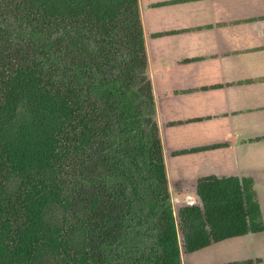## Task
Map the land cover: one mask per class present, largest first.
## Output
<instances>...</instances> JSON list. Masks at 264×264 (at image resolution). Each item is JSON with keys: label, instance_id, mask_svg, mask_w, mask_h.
Listing matches in <instances>:
<instances>
[{"label": "trees", "instance_id": "1", "mask_svg": "<svg viewBox=\"0 0 264 264\" xmlns=\"http://www.w3.org/2000/svg\"><path fill=\"white\" fill-rule=\"evenodd\" d=\"M173 204L139 0H0V264H183L264 229L253 181Z\"/></svg>", "mask_w": 264, "mask_h": 264}, {"label": "crops", "instance_id": "2", "mask_svg": "<svg viewBox=\"0 0 264 264\" xmlns=\"http://www.w3.org/2000/svg\"><path fill=\"white\" fill-rule=\"evenodd\" d=\"M176 211L207 176L253 181L264 225V0H139ZM178 208H177V207ZM183 264H264V229Z\"/></svg>", "mask_w": 264, "mask_h": 264}, {"label": "rangeland", "instance_id": "3", "mask_svg": "<svg viewBox=\"0 0 264 264\" xmlns=\"http://www.w3.org/2000/svg\"><path fill=\"white\" fill-rule=\"evenodd\" d=\"M177 207V206H176ZM178 208V207H177ZM174 209H175V207H174ZM175 211H176V209H175ZM178 211H176V213H177Z\"/></svg>", "mask_w": 264, "mask_h": 264}]
</instances>
